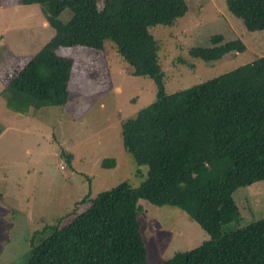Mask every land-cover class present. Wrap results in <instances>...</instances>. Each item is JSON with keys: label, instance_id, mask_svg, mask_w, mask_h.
Listing matches in <instances>:
<instances>
[{"label": "trees", "instance_id": "16d2710c", "mask_svg": "<svg viewBox=\"0 0 264 264\" xmlns=\"http://www.w3.org/2000/svg\"><path fill=\"white\" fill-rule=\"evenodd\" d=\"M20 2L46 5L54 34L18 73L5 75L11 110L65 104L72 66L56 54L59 48L99 52L110 45L127 74L152 80L156 90L153 102L121 125L124 151L147 167L144 180L136 188L120 183L90 199L69 223L31 244L27 264H149L138 219L141 201L180 210L209 237L159 264H264V217L221 233L241 218L235 191L264 181V57L168 95L149 29L173 26L187 12L185 0ZM225 4L246 31H264V0ZM65 10L71 17L61 22ZM209 43L189 50L190 56L210 64L245 51L240 40L221 35ZM61 154L71 162L72 154ZM101 166L112 167L113 161Z\"/></svg>", "mask_w": 264, "mask_h": 264}, {"label": "rangeland", "instance_id": "374dc122", "mask_svg": "<svg viewBox=\"0 0 264 264\" xmlns=\"http://www.w3.org/2000/svg\"><path fill=\"white\" fill-rule=\"evenodd\" d=\"M173 26L150 28L159 47L165 92L170 95L264 57V31L248 32L225 0H185ZM71 17L63 11L59 20ZM46 5L0 0V264H27L37 244L88 207L90 199L127 182L136 188L146 166L124 151L122 123L155 97L152 80L127 74L114 49L59 48L71 64L68 99L61 106L16 112L7 105L5 75L18 73L53 36ZM214 35L240 40L242 53L207 64L190 56ZM182 62H181V61ZM72 154L68 162L62 152ZM113 166L103 168V160ZM241 218L221 228L229 234L264 217V181L233 194ZM85 200L84 203L82 201ZM138 219L149 264L192 250L208 235L180 210L141 201ZM186 220V222H185Z\"/></svg>", "mask_w": 264, "mask_h": 264}, {"label": "crops", "instance_id": "0c3cea01", "mask_svg": "<svg viewBox=\"0 0 264 264\" xmlns=\"http://www.w3.org/2000/svg\"><path fill=\"white\" fill-rule=\"evenodd\" d=\"M185 222H186V220H185Z\"/></svg>", "mask_w": 264, "mask_h": 264}, {"label": "clouds", "instance_id": "9594fccd", "mask_svg": "<svg viewBox=\"0 0 264 264\" xmlns=\"http://www.w3.org/2000/svg\"><path fill=\"white\" fill-rule=\"evenodd\" d=\"M206 241V240H205Z\"/></svg>", "mask_w": 264, "mask_h": 264}]
</instances>
